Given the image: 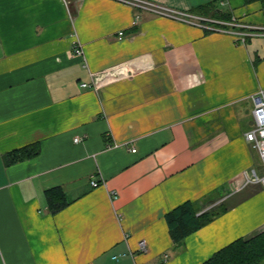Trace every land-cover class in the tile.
Listing matches in <instances>:
<instances>
[{
  "label": "crops",
  "instance_id": "obj_1",
  "mask_svg": "<svg viewBox=\"0 0 264 264\" xmlns=\"http://www.w3.org/2000/svg\"><path fill=\"white\" fill-rule=\"evenodd\" d=\"M150 1L264 26V0ZM145 56L148 71L81 86ZM260 89L262 35L241 43L115 0H0V264H201L262 233L264 180L246 185L264 177L246 140ZM34 143L37 156L6 163ZM54 187L69 200L57 214ZM187 201L227 210L179 246L166 214Z\"/></svg>",
  "mask_w": 264,
  "mask_h": 264
},
{
  "label": "built area",
  "instance_id": "obj_2",
  "mask_svg": "<svg viewBox=\"0 0 264 264\" xmlns=\"http://www.w3.org/2000/svg\"><path fill=\"white\" fill-rule=\"evenodd\" d=\"M115 1L128 5L136 10L148 11L163 17L188 22L208 31L228 32L233 34L236 40L240 41L241 43H245L248 36H264V26H248L247 28L250 30L249 32L245 30L237 31L235 30V27L240 26V24L236 23L235 20L226 22L218 19L194 16L182 11L162 6L150 0ZM231 26L234 28L229 29L228 27ZM245 27L246 26H244V28ZM120 35H123V33H120ZM74 44L73 54L82 57L86 62L85 52L79 40L77 39ZM153 67L154 65L148 56L140 57L132 61L118 64L100 72L90 73V81L81 83V86L83 88H90L98 91L111 83L122 79L132 78L139 73H143L152 69ZM251 99L254 104L252 111L254 124L253 128L246 133V140L258 152L264 167V89H260L257 93L252 95ZM81 140L82 139L77 138L75 139V142L79 143ZM263 180L264 177L261 178L258 176L254 170L252 174H247L246 185L257 184ZM91 183L94 187H98L100 185V182L97 181H92ZM139 247L141 252L147 251V244L145 241H140Z\"/></svg>",
  "mask_w": 264,
  "mask_h": 264
},
{
  "label": "trees",
  "instance_id": "obj_3",
  "mask_svg": "<svg viewBox=\"0 0 264 264\" xmlns=\"http://www.w3.org/2000/svg\"><path fill=\"white\" fill-rule=\"evenodd\" d=\"M204 8L213 10V6ZM214 15L223 17V13L214 11ZM227 19L228 17L225 16ZM41 151L39 143H34L6 154L7 164H15L37 156ZM50 211L57 214L64 209L69 200L61 187H54L45 192ZM227 210L221 204L209 211L199 214V206L187 201L166 214V221L175 244L182 246L188 236L213 221ZM201 264H264V231L250 239H238L217 251L211 258Z\"/></svg>",
  "mask_w": 264,
  "mask_h": 264
}]
</instances>
